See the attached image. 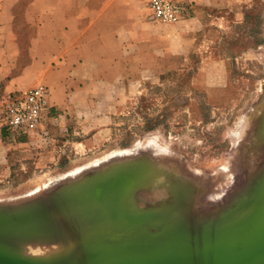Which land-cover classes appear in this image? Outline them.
Returning <instances> with one entry per match:
<instances>
[{"label":"rangeland","instance_id":"1","mask_svg":"<svg viewBox=\"0 0 264 264\" xmlns=\"http://www.w3.org/2000/svg\"><path fill=\"white\" fill-rule=\"evenodd\" d=\"M214 54L225 64L221 71L208 65L200 84L195 81L197 57L179 70L151 74L129 92L109 129L93 141L87 134L50 129H37V135L44 134L42 142L28 134L38 153L15 161L0 177V202L119 155L122 163L134 160L127 169L147 182L137 191L143 206L162 202L169 210L181 200L183 213L195 208L202 216L215 209L246 175L247 119L264 89V0L251 2L241 21L225 28ZM184 193L194 196L179 200Z\"/></svg>","mask_w":264,"mask_h":264},{"label":"crops","instance_id":"2","mask_svg":"<svg viewBox=\"0 0 264 264\" xmlns=\"http://www.w3.org/2000/svg\"><path fill=\"white\" fill-rule=\"evenodd\" d=\"M149 1L0 0V99L47 86L51 116L39 129L93 141L151 74L179 70L193 57L200 58L196 83L208 65L221 71L215 44L254 0H186L190 15L177 23L151 19ZM2 116L0 108V177L38 153ZM36 133L30 137L42 142Z\"/></svg>","mask_w":264,"mask_h":264},{"label":"water","instance_id":"3","mask_svg":"<svg viewBox=\"0 0 264 264\" xmlns=\"http://www.w3.org/2000/svg\"><path fill=\"white\" fill-rule=\"evenodd\" d=\"M247 126L248 139H251V145L245 149L248 160L246 175L242 184L225 198L222 204L202 216L196 213L197 209L195 208L194 211L190 210L189 213H183L182 210L180 211V205H182L180 199L194 196L193 193H184L185 196L184 194L177 196L180 200L179 204H173L169 210L163 209L162 202L144 205L147 207L146 214L139 215L146 217L144 224H152L158 229L175 227L180 224L196 226L208 221L214 212L224 206L231 196L246 183L248 177L264 165V89L259 104L248 115ZM133 161H125L123 163L125 166L119 169V173L131 176L134 183L128 187L126 192L128 191L127 194L129 195L133 193L132 195L140 202L143 200L137 191L147 182L146 180L139 182L136 176L127 169L134 165ZM125 185L123 182H119L113 187L109 185V189L103 195H90L87 210L89 214L80 216L73 222L75 231H86L88 225L92 224L94 236L91 240L99 237L102 240L100 242L102 245H115L109 252H105L95 259L87 257L88 260H74L70 253L73 241L71 236L70 238L61 233L47 232L51 228L45 227L38 229H32L34 227L22 228L20 232L12 229L3 237L0 233V264H264V215L255 226L231 232L232 237H221L206 241L198 246L183 248L163 246L167 241L157 242L158 244L155 242L145 248H140L141 246H138L140 243L134 242L144 237H151V235L137 236L134 235L136 231L128 237H121L120 235L122 232H131L139 225V221L132 222L128 217L127 220L124 219V216L129 215V209L124 199L120 198L118 202L115 201V197L123 193ZM158 195L160 197L162 193H158ZM146 197L151 198L149 195ZM205 225L207 227L203 230L199 229L198 226L190 232L196 228L208 232L212 223L207 222ZM230 228L218 230V232ZM241 231H244L242 236H233ZM38 232L40 233L37 235H31ZM191 239L175 238L169 241L179 242Z\"/></svg>","mask_w":264,"mask_h":264},{"label":"bare ground","instance_id":"4","mask_svg":"<svg viewBox=\"0 0 264 264\" xmlns=\"http://www.w3.org/2000/svg\"><path fill=\"white\" fill-rule=\"evenodd\" d=\"M118 156H111L109 160L107 158L106 161H97L92 165L75 169L66 173L63 178L51 179L43 186L37 187L21 197L8 202H0V233H2V237L12 229L20 232L22 228H51L47 232L61 233L72 237L70 253L74 260H88L87 257L90 259L98 258L105 252H109L115 245L104 246L100 243L102 240L99 237L92 241L91 238L94 236L93 225L89 224L86 231H75L73 222L78 217L89 214L87 210L90 195H103L109 189V185L113 187L119 182L126 184L123 193L115 197L116 202L123 198L124 202L127 203L129 215L124 216V219L127 220L128 217L132 222L139 221L137 228L131 232H122L120 235L121 237H128L135 231L134 235L137 236L151 235V237H144L134 242L140 243L138 245L141 246L140 248H145L155 242L162 243L165 241L167 242L163 246L183 248L198 246L206 241L221 237H232L231 232L255 226L264 215V165H262L256 173L248 177L241 189L235 192L230 200L204 223L196 226L180 224L175 227L159 229L150 223H148L150 225L144 224L146 217L141 216L146 214L147 207L143 206L141 201L139 202L132 195L133 193L127 194L128 191L126 192V190L134 182L130 175L118 172L121 163L124 161L123 157ZM100 176L103 178L105 176L104 180L103 178L99 180ZM207 222L212 223L208 230L210 233L197 230V228L190 232L198 226L199 229L203 230L207 227L205 225ZM225 228L230 229L218 232V230ZM155 232L157 233L153 234ZM243 234L244 231H241L233 236H242ZM175 238L192 239L179 242L169 241ZM86 241L88 242L85 243Z\"/></svg>","mask_w":264,"mask_h":264},{"label":"built area","instance_id":"5","mask_svg":"<svg viewBox=\"0 0 264 264\" xmlns=\"http://www.w3.org/2000/svg\"><path fill=\"white\" fill-rule=\"evenodd\" d=\"M186 0H150V18L165 23H177L190 15ZM50 92L42 84L15 92L0 99L3 124L18 134H30L51 116Z\"/></svg>","mask_w":264,"mask_h":264},{"label":"trees","instance_id":"6","mask_svg":"<svg viewBox=\"0 0 264 264\" xmlns=\"http://www.w3.org/2000/svg\"><path fill=\"white\" fill-rule=\"evenodd\" d=\"M19 135H26V136H28V134H27V133H26V134H24V133H23V134H19Z\"/></svg>","mask_w":264,"mask_h":264}]
</instances>
